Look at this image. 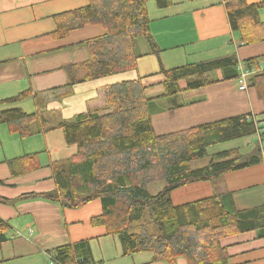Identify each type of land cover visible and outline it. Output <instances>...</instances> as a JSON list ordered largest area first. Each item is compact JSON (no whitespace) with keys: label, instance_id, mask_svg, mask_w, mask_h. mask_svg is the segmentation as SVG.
Here are the masks:
<instances>
[{"label":"crops","instance_id":"1","mask_svg":"<svg viewBox=\"0 0 264 264\" xmlns=\"http://www.w3.org/2000/svg\"><path fill=\"white\" fill-rule=\"evenodd\" d=\"M167 1L164 6L158 5L157 0H147L146 4L149 34L158 54L151 52L150 47V51L139 53L135 69L69 88L65 86L68 77L64 66L87 60L86 42L107 31L99 24H85L58 37L54 16L84 7L89 0H0V101L29 92L20 101L0 103V111L19 108L32 114L39 110L40 120L45 124H56L89 110L104 113L110 110L105 93L111 84L140 77L145 84L144 79L149 81L153 75H160L157 74L160 66L171 68L234 56L236 67L211 71L208 74L211 82L203 87L187 90L186 82L181 80V90L175 94L161 96L160 92L153 101L146 96L150 99L147 105L153 129L162 135L238 115L264 120V81L251 82V76L264 70L261 61H264V41L237 42L228 23L224 0ZM258 16L264 21V7ZM135 47H139L137 40ZM144 57L156 59L153 71L144 66ZM253 57H258L257 64L245 66L244 61ZM141 64L144 67L140 68ZM242 71H246L245 77ZM161 80L162 76L148 86ZM242 84L245 89H240ZM167 98L169 104H157ZM37 120L32 133L26 136L11 132L7 124L0 123L2 198L16 200L24 194L54 190L50 164L76 152V145L66 142L61 128L44 131ZM216 190L231 192L238 210L262 205L264 160L225 173L215 181H195L178 187L171 192V200L174 205H180L208 197ZM101 212L99 200L77 209H61L58 203L39 197L0 202V220L9 225L8 240L0 244V264H42L44 259L48 260L49 250L67 243L76 245L78 256H91L97 262L102 261L101 264H167L151 262L152 253L148 251L122 254L116 236L106 234L104 226L90 223ZM258 233L248 231L221 240L227 246L231 264H264V237ZM84 241L88 251L81 243ZM177 263L186 264V261L178 258Z\"/></svg>","mask_w":264,"mask_h":264},{"label":"trees","instance_id":"2","mask_svg":"<svg viewBox=\"0 0 264 264\" xmlns=\"http://www.w3.org/2000/svg\"><path fill=\"white\" fill-rule=\"evenodd\" d=\"M224 1L237 42L264 41V21L258 16L264 1ZM157 2L160 6L168 4L167 0ZM146 4L147 0H89L84 7L54 16L58 37L85 24H99L107 31L86 42L87 60L64 66L66 87L135 69L140 56L135 52L138 37L147 40L151 52L159 53L149 34ZM257 60L258 57L248 58L244 65L254 66ZM236 65L234 56H224L171 68L160 66L157 74L162 76L161 96L180 91L181 80L186 82L187 90L203 87L211 82V71ZM141 80L142 77L107 86L105 99L109 111L89 110L56 124L41 121L39 110L32 114L19 108L1 110L0 123L7 124L11 132L30 135L39 118L44 131L61 128L66 142L77 147L71 156L50 164L54 190L24 194L17 199L39 197L58 203L61 209H77L99 200L102 212L92 217L90 223L102 225L106 234L116 236L124 255L148 251L152 253L151 262L178 264V258H183L186 264H231L227 246L221 240L248 231H259L258 236L264 237V232L260 233L264 231V203L238 210L231 192L216 190L208 197L174 205L171 192L191 182L215 181L225 173L263 161L264 152L260 145H255L247 153L235 149L218 151L210 155L207 165L190 166L192 161L206 156L207 148L214 144L257 133L264 137V120L238 115L158 135L150 119V99L144 95L148 85ZM259 81H264V70L251 76L252 84ZM28 95V91L21 92L0 103H14ZM160 180L165 182L164 187L150 194L148 184ZM16 200L0 197L2 203ZM8 230L9 225L0 220V244L8 240ZM81 243L88 251L87 241ZM47 253L56 264L102 263L91 256H78L76 245L71 243Z\"/></svg>","mask_w":264,"mask_h":264},{"label":"rangeland","instance_id":"3","mask_svg":"<svg viewBox=\"0 0 264 264\" xmlns=\"http://www.w3.org/2000/svg\"><path fill=\"white\" fill-rule=\"evenodd\" d=\"M137 42L139 43V47H135V52L136 54H139L141 52L146 51V49H149L150 51V45L147 42V40L143 37H138ZM144 66L147 67L148 71H153L152 69H154L156 67L155 64H157L156 59H151V57H144ZM262 63H264V61L261 59ZM142 64L140 65V68L144 67ZM158 79H161L160 75H153L151 80H147L144 79L146 82V85H149L150 82H154L157 81ZM181 83V82H180ZM144 84V83H143ZM144 84V85H145ZM240 89H245V88H241ZM160 92H163L162 86L159 84H155L153 86H148L144 89V95L147 97L152 98L150 101L155 100V96L158 95ZM171 101L169 98L164 99V101H161L157 104H169ZM151 110H153V108H150ZM255 145H260L263 152H264V137L262 135H260L259 133L251 135V136H245V137H241V138H237V139H232V140H228V141H224L221 143H217L214 144L212 146H209L207 148V155L196 159L194 161L191 162L190 166L191 168H198V167H202L205 166L209 163L210 160V155L213 152L216 151H220V150H228V149H235L236 151H240L241 153H246L249 152L251 150V148ZM165 185V182L160 180V181H156L153 183L148 184V191L150 192V194H156L157 192H159ZM137 229L133 228V230ZM185 260V259H184ZM42 264H49V261L44 259V261L42 262Z\"/></svg>","mask_w":264,"mask_h":264},{"label":"built area","instance_id":"4","mask_svg":"<svg viewBox=\"0 0 264 264\" xmlns=\"http://www.w3.org/2000/svg\"><path fill=\"white\" fill-rule=\"evenodd\" d=\"M246 75H247L246 71H242V76L245 77ZM240 87L245 88L246 86L245 84H242ZM48 261H49V264H56V261L50 255L48 256Z\"/></svg>","mask_w":264,"mask_h":264}]
</instances>
